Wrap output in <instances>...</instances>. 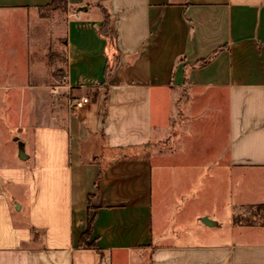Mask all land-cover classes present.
I'll return each mask as SVG.
<instances>
[{
    "label": "crops",
    "instance_id": "crops-1",
    "mask_svg": "<svg viewBox=\"0 0 264 264\" xmlns=\"http://www.w3.org/2000/svg\"><path fill=\"white\" fill-rule=\"evenodd\" d=\"M54 1L0 0V264H264V227L234 223L264 205V0ZM176 117L206 143L154 159L181 143ZM196 158L229 175L230 217L200 210L182 233L166 180Z\"/></svg>",
    "mask_w": 264,
    "mask_h": 264
},
{
    "label": "rangeland",
    "instance_id": "rangeland-1",
    "mask_svg": "<svg viewBox=\"0 0 264 264\" xmlns=\"http://www.w3.org/2000/svg\"><path fill=\"white\" fill-rule=\"evenodd\" d=\"M59 12H64V7L59 6V8L56 9ZM54 26L59 27V36L60 38L55 41L54 49H57V59L55 65V71L54 74L58 80L57 87L54 89L56 95H61V86L64 84V77H65V69H64V62H65V52H64V35H63V15L60 14L53 20ZM66 93V99L67 102L70 105V102L75 99V96L73 95V92L70 88H68ZM181 108L178 107L176 104L166 103L165 105L160 106L159 104H155V112L156 115L158 114L159 118L158 121L160 122L161 112H165L169 115H177L178 110ZM181 122V118L176 117L174 119V125ZM209 123V122H208ZM11 126H14L11 124ZM180 127L179 124H177L175 127L170 128V131L174 134H183L184 137L179 145H177L175 148L170 149L172 147L163 146L161 149H159L156 153H153L154 159H160V158H166L170 159L173 158L175 153L181 152L186 146L190 145V148L199 147L200 145H203L206 143L204 141V138H199V140L191 139L188 140V133L189 128ZM193 128V127H192ZM202 130L204 133H208L211 131L210 129H205V127H194V131ZM197 130V131H198ZM203 132L202 135H203ZM206 146V145H204ZM19 144L16 146V148L19 150ZM15 149V147H13ZM192 151V150H191ZM7 152H9L7 150ZM16 152V149L14 153ZM192 155H196V151H192ZM180 159V158H178ZM196 160H198L196 158ZM178 162V161H177ZM184 161L182 160L181 163ZM199 164L201 161H197ZM184 164V163H183ZM190 164V163H186ZM203 164V163H201ZM185 165V164H184ZM198 167L195 169H190V167L185 166H179L177 167V171L175 170H168L169 172V178L167 181L168 184H171L166 189V192L171 193L174 195V199L176 202L174 203L176 205V209L173 211V227L174 229H179L182 233H184V230L186 229V225L189 227L193 226V217L192 214L199 212L200 210L203 211H209L213 214L215 213L217 216V219L220 222H225L230 217V203L232 199V191H231V185L229 180V175H222V177L217 175L216 166L214 163L211 162H205L203 166L197 165ZM158 171V170H157ZM155 171V172H157ZM167 171V170H166ZM156 175V174H155ZM161 175H159L160 177ZM159 177L156 178V189L155 192L159 193L160 191V182ZM180 195V196H179ZM181 214H186L187 216L183 218V221H180L179 224H177V221L181 219L179 212ZM234 219L238 220L240 222V226H259L264 227V205L260 206H245L236 212V215L234 216ZM185 227V229H184ZM190 229L189 233L194 234L195 227L188 228ZM178 230V231H179ZM179 231V232H180ZM180 232V233H181ZM188 231L186 230V233ZM226 236V235H224ZM223 236V238H224ZM224 239H226V237ZM150 257L149 253H146V255H142V259H144V263L147 264L146 260Z\"/></svg>",
    "mask_w": 264,
    "mask_h": 264
},
{
    "label": "trees",
    "instance_id": "trees-1",
    "mask_svg": "<svg viewBox=\"0 0 264 264\" xmlns=\"http://www.w3.org/2000/svg\"><path fill=\"white\" fill-rule=\"evenodd\" d=\"M59 6H63L64 7V10H66V5H65V1L64 0H55L54 3L49 6V7H46L45 9L46 10H55L57 8H59ZM44 9V10H45ZM103 14H104V31L106 33V37L112 42L114 43L115 41V31H114V28H113V25H112V21H111V17L110 15L105 11H103ZM56 54L55 53H52V55L50 56L52 62L55 60L56 58ZM207 62V60H203L201 61V64H205ZM234 223L235 224H240V222H238V220L234 219ZM250 226V225H249ZM91 230H89L88 233H90ZM87 233V234H88ZM85 239V238H84ZM91 247H94V245H90Z\"/></svg>",
    "mask_w": 264,
    "mask_h": 264
},
{
    "label": "water",
    "instance_id": "water-1",
    "mask_svg": "<svg viewBox=\"0 0 264 264\" xmlns=\"http://www.w3.org/2000/svg\"><path fill=\"white\" fill-rule=\"evenodd\" d=\"M169 146L172 147L171 141L169 142ZM23 153H24V143H20V157L21 158H23L22 157ZM202 221L208 226H216L217 225L215 222H211V221H209V220H207L205 218H203Z\"/></svg>",
    "mask_w": 264,
    "mask_h": 264
},
{
    "label": "built area",
    "instance_id": "built-area-1",
    "mask_svg": "<svg viewBox=\"0 0 264 264\" xmlns=\"http://www.w3.org/2000/svg\"><path fill=\"white\" fill-rule=\"evenodd\" d=\"M84 100L85 99H83L81 101H78V100L74 99V100H72L70 102V105H71V107H79V108H81L83 106Z\"/></svg>",
    "mask_w": 264,
    "mask_h": 264
}]
</instances>
